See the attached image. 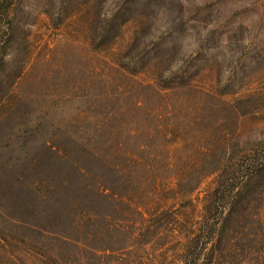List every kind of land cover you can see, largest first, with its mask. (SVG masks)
I'll return each instance as SVG.
<instances>
[{"label":"rangeland","instance_id":"obj_1","mask_svg":"<svg viewBox=\"0 0 264 264\" xmlns=\"http://www.w3.org/2000/svg\"><path fill=\"white\" fill-rule=\"evenodd\" d=\"M0 264H264V0H0Z\"/></svg>","mask_w":264,"mask_h":264},{"label":"clouds","instance_id":"obj_2","mask_svg":"<svg viewBox=\"0 0 264 264\" xmlns=\"http://www.w3.org/2000/svg\"><path fill=\"white\" fill-rule=\"evenodd\" d=\"M6 59H7V57H6Z\"/></svg>","mask_w":264,"mask_h":264}]
</instances>
